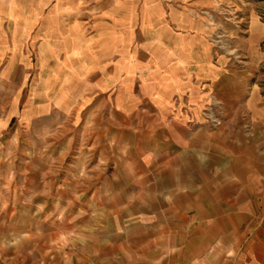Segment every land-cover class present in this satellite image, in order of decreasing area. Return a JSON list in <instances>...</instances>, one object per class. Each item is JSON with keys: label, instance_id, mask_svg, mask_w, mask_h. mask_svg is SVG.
<instances>
[{"label": "crops", "instance_id": "crops-1", "mask_svg": "<svg viewBox=\"0 0 264 264\" xmlns=\"http://www.w3.org/2000/svg\"><path fill=\"white\" fill-rule=\"evenodd\" d=\"M217 2L123 0L86 44L68 22L85 44L67 57L81 62L82 100L62 106L77 109L60 130L71 163L35 168L25 221L1 210L0 264H264V20L242 30V66L214 62L197 12Z\"/></svg>", "mask_w": 264, "mask_h": 264}, {"label": "rangeland", "instance_id": "rangeland-1", "mask_svg": "<svg viewBox=\"0 0 264 264\" xmlns=\"http://www.w3.org/2000/svg\"><path fill=\"white\" fill-rule=\"evenodd\" d=\"M228 3L217 2L215 10L197 15L207 21L213 61L223 57L242 66V30L251 16L264 20V0ZM55 4L64 8L56 9ZM122 5L123 0H0V191L7 200L17 201L0 206L4 215L15 207L21 221L26 220L31 210L18 200L29 195L27 187L37 173L35 168L50 164L57 170L71 163L70 158L59 156L60 130L75 131L77 109L66 113L62 106L82 100V93L76 87L81 78L69 76L81 62L67 60L73 56L68 50L80 52L86 41L106 36L108 20L124 16ZM73 20L80 22L78 32L83 33L85 44L70 45L65 26ZM138 30L133 28V36ZM261 69L264 75V63ZM85 98L91 99L90 95ZM216 106L212 102L205 109L213 128L221 126L217 114L222 110ZM44 154H51V159Z\"/></svg>", "mask_w": 264, "mask_h": 264}]
</instances>
